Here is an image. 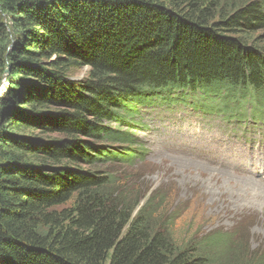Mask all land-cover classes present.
<instances>
[{"label": "trees", "instance_id": "obj_1", "mask_svg": "<svg viewBox=\"0 0 264 264\" xmlns=\"http://www.w3.org/2000/svg\"><path fill=\"white\" fill-rule=\"evenodd\" d=\"M261 29L264 0H0V264H264L236 233L177 244L116 168L144 108L264 126Z\"/></svg>", "mask_w": 264, "mask_h": 264}, {"label": "rangeland", "instance_id": "obj_2", "mask_svg": "<svg viewBox=\"0 0 264 264\" xmlns=\"http://www.w3.org/2000/svg\"><path fill=\"white\" fill-rule=\"evenodd\" d=\"M254 36L264 39V29ZM87 74L88 67H83L74 78ZM4 84L2 80L0 93ZM139 119L141 128L134 136L145 156L116 168L121 166L122 184L142 197L141 205L152 196L163 201L157 220L171 218L176 243L236 233L246 249L262 252L264 126L206 114L183 101L141 109Z\"/></svg>", "mask_w": 264, "mask_h": 264}, {"label": "bare ground", "instance_id": "obj_3", "mask_svg": "<svg viewBox=\"0 0 264 264\" xmlns=\"http://www.w3.org/2000/svg\"><path fill=\"white\" fill-rule=\"evenodd\" d=\"M256 120H258V119H256ZM260 120H261V118H260ZM260 133V132H259ZM262 133V132H261ZM176 143H177V141H176ZM175 146V145H174ZM253 147V146H252ZM253 149V148H252ZM256 150V149H255ZM261 150V149H260ZM260 154V153H259ZM178 157V156H177ZM189 159V158H188ZM216 160V159H215ZM194 161V160H193ZM189 163V162H188ZM214 163H216V162H214ZM200 164V163H199ZM207 165V164H206ZM220 166V165H219ZM259 166V165H258ZM196 167V166H195ZM202 168V167H201ZM205 168V167H204ZM221 168V167H220ZM200 169V168H199ZM215 169V168H214ZM226 172V171H225ZM224 177V176H223ZM256 177V176H255ZM260 180V179H259ZM262 180V179H261ZM253 181H255V180H253ZM225 182H227V183H231V184H233V182H235V181H229V180H226ZM241 184V183H240ZM263 184V183H262ZM243 185V184H242ZM258 186V185H257ZM261 187H263L262 185H261ZM262 190V189H261ZM263 191V190H262Z\"/></svg>", "mask_w": 264, "mask_h": 264}]
</instances>
